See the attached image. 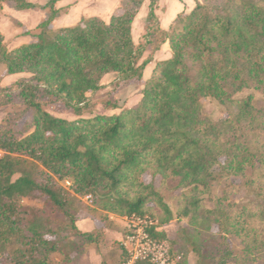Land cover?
<instances>
[{
  "label": "trees",
  "instance_id": "trees-1",
  "mask_svg": "<svg viewBox=\"0 0 264 264\" xmlns=\"http://www.w3.org/2000/svg\"><path fill=\"white\" fill-rule=\"evenodd\" d=\"M59 1L0 0V11L5 2L49 10L36 33L24 32L28 43L8 48L0 32L5 73L25 74L14 97L0 85V104L13 97L19 105L0 122V264H80L105 243L111 215L131 214L159 221L153 234L169 242L175 264H189L190 254L195 264H264V0L198 1L168 29L156 22L159 0H150L139 42L133 25L146 0H121L109 19L55 28ZM165 43L170 56L144 79ZM110 73L114 93L138 83L142 97L131 107L105 100L113 112L95 114ZM206 98L226 117L209 116ZM56 106L74 117L55 114ZM67 177L69 188L60 183ZM84 214L102 226L79 229ZM174 218L187 222L170 238L162 226ZM116 245L122 264L126 252Z\"/></svg>",
  "mask_w": 264,
  "mask_h": 264
},
{
  "label": "rangeland",
  "instance_id": "rangeland-1",
  "mask_svg": "<svg viewBox=\"0 0 264 264\" xmlns=\"http://www.w3.org/2000/svg\"><path fill=\"white\" fill-rule=\"evenodd\" d=\"M47 1L48 0H34V2H37L39 4H44ZM193 1H194V6H195L198 1H202V0H193ZM108 2L112 3V0H108ZM104 3L105 2L101 3V1L99 2L98 0H74V1H71L69 3L64 4L60 8V11L67 13L68 14L67 16H69L72 14V12H73L72 10L75 7L77 9V12H78L77 13V19L75 21H70L69 24H67V25H74V24L78 23L80 21V19L82 17H84L85 14H88L92 10H94V7L96 5L104 7L106 5ZM7 4L9 6H11L12 8H14L11 2H8ZM120 4H121V0H113V5H112L113 6V12H112V14L113 13H119L121 11ZM149 4H150V0H146V2L144 3L143 7L141 8L139 14L137 15L138 17H136L138 19L136 20L135 25H133V36H134V39L136 42H139L143 38V34L145 32V25L147 23V17H148L149 11H150ZM194 6L192 8H194ZM191 9H189V10L185 9L183 11H178L177 13L173 14L171 19H169V17H170L169 15L171 13H173L172 0H159L158 5L155 8V13L157 15V21L156 22L159 26H161L160 25V23H161L160 18H161V16L165 17L164 24H165V22H168L169 25L164 27V28L168 29L170 24L173 22V20L175 19V17L177 16L178 13L188 12ZM169 10H171V11L169 14H167L169 12ZM48 14H49V10H48ZM48 14H47V16H48ZM38 17H39V15H37V13L32 12L28 15L23 16L22 18L29 25H33V23H35V21L38 19ZM167 18H168V20L166 21ZM9 26L10 25L8 23H6L2 20L0 21V27L5 29L7 32L10 29ZM53 26H54V24H53ZM55 28H57V27H55ZM33 30H37V26L35 28H33ZM169 56H170V47L167 43H165L162 45L159 52L152 54L153 60L150 64H148L146 66V68L144 70L143 78L146 79L151 75L152 70L155 66V63L157 61L166 59ZM150 57H151V52L146 51V53L144 54L141 61L146 60ZM1 66H4V65H1ZM4 68H5V66H4ZM5 75L6 74L2 75L0 73V85L5 84V87L11 85L13 87V89H12V91L9 92V94H11V96L14 97V94L17 91V87L14 85L22 76H25V74H18V75H15L14 77H11L9 79L5 78ZM115 79H116V74L110 73V74L106 75L104 77V79L102 80L103 87L100 91L97 92V94L95 96V100L97 101V105H96L95 111H94L95 114L113 112V110H109V109L105 108L104 103H103V101H105V100H117L122 107H131V106L136 105L140 101V99L142 97V95H141L142 86L141 85H139L138 83H132V84L120 89L116 93H114L113 82L115 81ZM250 92H251V90L246 89L243 92H241L239 95H241V96L247 95ZM257 96L259 98L264 99V96H262L261 94H257ZM13 97H12V99H9V101L7 103L0 104V122L9 112L19 108V105L17 103H15V100ZM51 111H53L57 115L64 116L67 118H73L74 117L68 111L61 110L59 106H56L55 108H51ZM118 111L119 110H115V112H118ZM204 111L214 119L226 117V115H227L225 112V108L222 105H220L216 100H214L212 98H206L204 100ZM31 118H32V112L31 111L26 112L25 115L17 122L16 126H18V128H22L26 122L31 120ZM47 169L56 178H58L59 173H56L53 168L47 167ZM67 181H70L71 184L73 182V180L71 178L67 177L65 179L60 180V183L62 186L69 188V187H71V185H69L67 183ZM82 200L84 202H86L88 205H91L90 200H86L84 197L82 198ZM25 203L32 205V206H35V207L42 206V201H40L38 199H25ZM169 204L171 205L174 213L176 214L177 213L176 205L173 203V201H169ZM86 218H91V217L89 215H85L83 219H86ZM94 219H93V221H97L98 224L100 223L99 219H96V218H94ZM186 222H187L186 218H184L182 220H178L177 218H174L170 223L166 224L165 226H162V230H165L167 232L168 237L173 238L176 235V231H177L179 225L184 224ZM100 225L102 226V224H100ZM232 246L237 251L240 250V248L242 247V245L240 244V241L232 242Z\"/></svg>",
  "mask_w": 264,
  "mask_h": 264
},
{
  "label": "crops",
  "instance_id": "crops-1",
  "mask_svg": "<svg viewBox=\"0 0 264 264\" xmlns=\"http://www.w3.org/2000/svg\"><path fill=\"white\" fill-rule=\"evenodd\" d=\"M74 0H60L57 3V7L60 9L64 4L69 3ZM99 2H105L106 4L104 7L102 6H95L94 10H92L90 13L85 14L84 17L92 16V15H98L104 19H109L113 12V0L112 3H109L108 0H98ZM8 2L4 3L3 9L0 11V21H4L8 23L10 26V29L8 32L0 27V32L5 37V43L8 46V48H14L19 45L28 43L32 40V34H25V31H31V33H36L37 30H33L39 22L45 19V17L48 14V9L44 8H34V9H26V10H16L15 8H12L7 4ZM194 6L193 0H172V8L173 13H171L169 16V19L173 16V14L177 13L178 11H183L185 9L189 10ZM72 14L67 16L68 14L65 12H61L59 16L54 20L53 24L54 27H64V26H70V21H75L77 19V9L74 7L72 10ZM171 10L167 14L170 13ZM37 13L39 15L38 19L33 23V25H29L22 17L25 15H28L30 13ZM138 17V16H137ZM138 18L135 19V22ZM165 17L160 18V25L161 27H166L169 25L168 22H165ZM168 18L166 19V21ZM134 22V25H135ZM168 44V43H167ZM159 52V51H157ZM3 64H0V73L6 74V67L1 66ZM15 75H5V78H11ZM2 86H5V84H1ZM111 218V217H110ZM94 218H86L78 221L77 225L79 229L82 231H92L96 227H101V223H97V221H93ZM95 220V219H94ZM98 224V225H97ZM105 243L98 245L96 247L90 248L82 257L80 264H117L119 260L121 259V250L116 245V242L122 241L124 237V227L123 223L119 219H112L110 222L105 224ZM189 264H195V256L194 254H190L189 256ZM234 264V263H229Z\"/></svg>",
  "mask_w": 264,
  "mask_h": 264
},
{
  "label": "built area",
  "instance_id": "built-area-1",
  "mask_svg": "<svg viewBox=\"0 0 264 264\" xmlns=\"http://www.w3.org/2000/svg\"><path fill=\"white\" fill-rule=\"evenodd\" d=\"M71 185L70 181H67ZM90 200V196L85 197ZM123 223L124 237L122 246L126 257L122 264H175L176 258L171 252L167 240L155 237L153 231L161 229L159 221L147 215H111Z\"/></svg>",
  "mask_w": 264,
  "mask_h": 264
}]
</instances>
